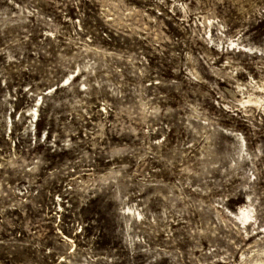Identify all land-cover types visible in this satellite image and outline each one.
Returning <instances> with one entry per match:
<instances>
[{
	"label": "rangeland",
	"instance_id": "1",
	"mask_svg": "<svg viewBox=\"0 0 264 264\" xmlns=\"http://www.w3.org/2000/svg\"><path fill=\"white\" fill-rule=\"evenodd\" d=\"M0 264H264V0H0Z\"/></svg>",
	"mask_w": 264,
	"mask_h": 264
}]
</instances>
